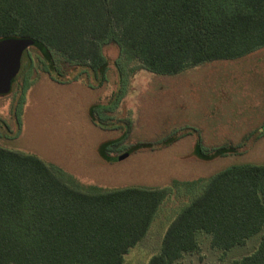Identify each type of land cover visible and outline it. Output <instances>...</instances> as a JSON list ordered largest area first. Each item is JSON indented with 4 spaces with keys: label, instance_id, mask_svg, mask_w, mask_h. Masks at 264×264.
<instances>
[{
    "label": "trees",
    "instance_id": "1",
    "mask_svg": "<svg viewBox=\"0 0 264 264\" xmlns=\"http://www.w3.org/2000/svg\"><path fill=\"white\" fill-rule=\"evenodd\" d=\"M8 38L30 41L12 85L31 66L28 49L40 56L45 72L58 77L53 56L60 55L91 73L98 85L108 67L106 46L155 75H176L209 62L241 61L264 48V0H0V40ZM113 63L118 79L110 100L87 109L95 125H101L98 111L114 103L121 89L122 69L117 59ZM120 127L118 136L98 144L106 162L166 147L188 134L136 142L110 155L127 137V123ZM263 131L264 122L241 143L223 142L207 153L197 136L191 154L204 161L238 154ZM57 173L34 154L0 146V264H122L147 232L165 190L127 186L92 192ZM200 181L203 188L171 219L147 264H173L199 251L200 232L224 254L262 230L264 164L234 163ZM231 264H264V231L256 247Z\"/></svg>",
    "mask_w": 264,
    "mask_h": 264
},
{
    "label": "rangeland",
    "instance_id": "2",
    "mask_svg": "<svg viewBox=\"0 0 264 264\" xmlns=\"http://www.w3.org/2000/svg\"><path fill=\"white\" fill-rule=\"evenodd\" d=\"M104 51L108 67L104 81L98 85L91 73L73 63L68 65L60 55L53 56L58 77L45 72L40 56L28 49L31 66L16 79L8 94L0 96V146L38 156L69 185L87 191L127 186L163 188L166 195L147 232L129 249L122 263L147 264L159 251L171 219L203 188L199 180L234 163L264 164V131L251 137L238 154L209 161L191 154L197 136L207 153L223 142L241 143L264 122V48L241 61L227 65L209 62L167 76L147 71L124 54L118 57L112 46ZM116 59L122 69L121 89L114 103L98 111L101 125H95L88 119L87 109L92 102L110 100L118 79L113 65ZM125 123L129 126L127 137L112 146L108 154L118 155L136 142L188 134L166 147L104 161L97 153L98 144L118 136ZM263 231L264 226L244 245L224 254L212 248L209 237L200 232L199 251L184 254L173 264H231L232 259L256 247Z\"/></svg>",
    "mask_w": 264,
    "mask_h": 264
},
{
    "label": "water",
    "instance_id": "3",
    "mask_svg": "<svg viewBox=\"0 0 264 264\" xmlns=\"http://www.w3.org/2000/svg\"><path fill=\"white\" fill-rule=\"evenodd\" d=\"M30 41L18 38L0 40V96L8 94L19 71L22 52Z\"/></svg>",
    "mask_w": 264,
    "mask_h": 264
},
{
    "label": "flooded vegetation",
    "instance_id": "4",
    "mask_svg": "<svg viewBox=\"0 0 264 264\" xmlns=\"http://www.w3.org/2000/svg\"><path fill=\"white\" fill-rule=\"evenodd\" d=\"M17 75V74H16ZM15 124H16V122H15ZM16 126V130L19 128L17 125H15Z\"/></svg>",
    "mask_w": 264,
    "mask_h": 264
}]
</instances>
